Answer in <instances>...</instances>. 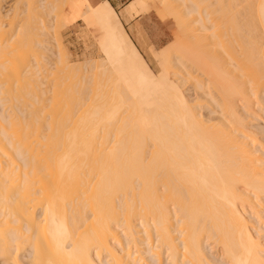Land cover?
Returning <instances> with one entry per match:
<instances>
[{
  "label": "bare ground",
  "instance_id": "bare-ground-1",
  "mask_svg": "<svg viewBox=\"0 0 264 264\" xmlns=\"http://www.w3.org/2000/svg\"><path fill=\"white\" fill-rule=\"evenodd\" d=\"M188 1L189 0L183 1L184 4H187L184 6L189 7L187 10L190 9L188 14L196 12V14L198 13L201 15V17L197 19L190 14L194 20L190 19L189 23L192 25V22H196L197 25V23L200 22L204 33L206 31L208 32L210 29V31H212L211 33H203L202 37L201 33H199L201 27L199 28L198 26V29H192V34L195 37L200 35L202 38H205V40L202 39L203 41L208 44L213 42V44H209L208 46L206 43L203 45L202 42L203 46H199L197 43L195 45L192 39L189 40V38L185 36L187 31H185V34L183 33V39L182 32H180L181 27H179L180 31L178 32L177 30L176 32L180 33L179 35H181V37L177 35V40L174 44L177 50L176 53L179 55L174 58L170 56L169 59V50L165 51L164 55V52H160L162 53L160 55L157 54V59L161 62L162 70L156 74L152 71L148 61L127 32L118 12L112 4L105 0L93 6L90 4L89 0H83L84 8H81L82 12H80L81 15L79 16L84 20L86 27L93 29V36L95 34L97 38L96 42L103 52L101 58V61L105 63V65H102L104 66L103 68L106 66L108 71L115 75L114 77L117 76L116 79L122 87V89L119 88L116 79H114L118 88H116L117 91H115L116 89L112 90V95L113 91L118 92L119 89L121 90L119 93H122L117 103H111L113 97L109 99L110 101L106 99V97V100H102L100 104L90 105L92 109L96 110L90 111V109L87 115L88 117L86 116L87 118L83 119L81 122L80 120L74 122L75 125H83L84 130L87 129L88 131L89 129L91 132H89V135L87 133L85 134L86 136L84 135V137H82L85 139L82 144L77 142L79 145L73 143L72 146H70V152L65 156V160H61L63 154L60 157L61 167L57 170L63 174L66 173V175H61L59 177L55 176L59 179V182L55 183V185L57 186L58 184L59 186V184H62L59 188L60 191L63 186H67L65 190H63V187L62 191L64 195L66 189H69L68 191H70L71 197L69 194L65 195L66 198H70L69 201L66 200V202L64 199L63 204H61L62 198L65 196L62 197V195H59V193L62 194V191L60 192L57 190L58 187L56 189L54 188L55 185H52L54 183V180H52L53 176L39 175L40 173L38 172L40 169L38 170L39 166L36 165L37 162L35 164L37 168H32V170L29 168L25 176H21L20 174L14 177L8 176L11 175V173L8 172L12 170L14 172V165V167L11 166V170H8V172L7 169H5L3 173L8 174V177L6 176L8 179H5L10 180V183L13 180V184H10L9 181L5 183V179L3 178L5 176H1V173L0 196L3 192L2 188L4 187L3 190L5 191L6 188L4 185L7 183L11 186L10 189L7 188L8 192L11 189V192H14L13 195L12 193H8V196L5 193L6 191L3 192L6 197L2 196L3 198L5 197V199L0 200V203L3 205H0L2 207L1 211L4 212H1L0 215L5 216H3L2 219L8 217L13 218H10L12 221H6L7 223H4L5 226L9 224V227L7 226L8 229H6L7 227L4 229L3 223H0V228L2 227L4 229H0L1 239L5 241L10 239V241L14 243L21 237V248L22 250H26L23 256L30 259V264H146L148 259L146 261V259L142 260L144 257H140L141 252H143L142 250L136 249V252H130V244L133 243L136 248L141 245L138 243V233L140 235L145 233L144 235L147 236V243L144 241V243H146L144 245L147 246L144 247H147L146 252L157 255L156 264H264V246H262L258 239L259 237L257 238L253 234L249 220L250 217L247 215V213L250 212L261 217L262 220L264 219V215L262 214V212L264 213V209L262 210L261 208V202L264 199V164L262 162L263 159L261 160L260 157L261 154H258L264 149H261V147H264V142L263 145L259 144L261 150L255 149L256 140H258L256 137L257 134H250V131H248V122L246 123L243 118L245 112H242V109H244L243 111H246V113L251 109L255 110L257 104L258 106L256 109L258 111H260V109L264 111V0H231V2L229 0V3L219 0L217 5H215V3L210 5L214 7L211 8V11L216 12V14H221L217 15L218 17L214 16L215 19L213 17L212 19L210 17L211 15H209L211 18L210 21H208V17L207 19L205 18L208 16L206 13L211 14L208 12L210 9H206L208 7V4L206 6L207 0H191L192 4L189 3L191 1ZM14 2L15 1H13V3ZM149 2L148 0H132L125 9L124 14L126 12L129 16V13L133 14V12H136L139 15L147 12V10L150 11V9H152V4L150 5ZM181 2L180 0V3ZM31 3H29V6H31ZM203 3H205V5ZM166 8L167 9H164L170 12V16L168 15L169 12L166 13L168 17H171L173 14L179 18L185 19L187 22L189 21V19H186L187 16H184L185 18L181 16V9H176L173 3L169 2ZM205 9L207 10L206 13ZM32 10L33 9L30 11ZM78 11H80V9ZM165 12L166 11H164V13ZM185 12H187L186 9ZM185 12L182 15H184ZM29 14H31V12ZM166 14L163 15L166 17ZM196 14H194V16H198ZM32 17L34 16L32 15ZM173 20L171 19V22L169 21L170 24ZM69 22L71 23L73 21L70 20ZM173 24L174 21L172 26ZM194 24L192 26H194ZM1 26L2 25H0V32L2 29ZM29 27L31 28L30 25ZM31 29L30 33L27 31L28 33L23 35L28 36L25 38L27 39L26 42H28L26 46L29 44L31 45L34 39L32 38L34 35L31 34ZM203 31L201 29V32ZM2 33L0 34V53H3V51L5 52L6 50L4 49L7 48L8 45H11L8 42L10 39L8 41L5 40L7 36L5 32ZM38 34H40V32ZM204 35H208L207 38L209 37V40L215 39V41H219L215 43L213 40H211L212 42H207L208 39ZM202 40L199 38V41ZM5 41L7 42L5 43ZM7 43L8 45H6ZM19 44L21 43L19 42ZM222 46L225 49L227 48V52H223L224 49ZM9 47L10 46H8V48ZM214 47L218 48L214 49ZM10 49H13V47H10ZM17 49L18 47L13 51H6L3 56L4 58L2 57L3 61H1L2 58H0V63H4L0 64V66H2L1 68H3L2 70L0 68V76H2V74L6 76L7 79H5V82L9 84L8 91L14 88L11 87L14 82H18V71L20 73L22 72L18 67H21V65L24 66L21 62H18V64L21 65L17 66V62H15L16 58L12 57L19 52ZM19 49L21 50V46ZM50 49L52 48L50 47ZM219 49L223 50L220 51ZM16 50L17 52H15V54L14 51ZM172 50L171 48L170 51L172 52ZM218 50L222 52L223 55L226 52L227 59L224 57L225 55L221 57L222 54L218 52ZM22 58H24V56ZM182 59L186 61L184 62ZM176 61L180 62L179 64L189 61L194 67H197L196 70L199 69V71H202V77L206 75L207 86L205 84L200 86L201 88H206L205 93L207 95L204 93L206 97L208 96L210 101L218 105L215 116H209L210 118H208V120L203 119L201 117L202 114L196 111L197 105L195 106L184 93L181 84L177 81L178 77L174 75L177 77L175 78L171 75L172 69L170 70V68L174 64H178ZM5 63H7V65H5ZM47 68L49 67L47 66ZM187 68L186 70H188ZM3 70H5V73L1 72ZM193 71H195V69ZM105 73L107 72L105 71ZM49 76H47V78ZM25 78L28 79L29 77ZM23 84L27 87L25 82ZM38 85L39 83L37 86ZM99 85L97 84V86ZM31 87L33 89L36 86ZM19 90L21 91V88ZM37 90L35 88L36 93ZM28 91L26 93H28ZM50 92L53 91L51 90ZM23 93L22 95L26 94ZM19 94L21 96V93ZM31 94L28 93V95ZM116 94L113 96H116ZM16 95H18V92ZM16 95L13 94L12 96L9 95V98L7 97L8 101L10 100L12 103L11 104L9 101V104L12 106L15 105V103H13V98L10 99V97ZM51 95L52 93L50 96ZM21 97L18 95L16 98H18L17 100L19 101ZM34 97L35 96H33V98ZM98 97L96 96L95 98ZM23 98L25 97H22V99ZM36 98L37 97H35V100ZM117 98L116 101L118 100ZM22 99L19 101V104L23 101ZM32 100L34 101V99ZM96 100L98 101V99ZM27 101L29 100L27 99ZM97 101H95V103ZM53 103L52 107H50L56 109L55 103L57 105V101ZM4 104L5 102H3L2 105ZM43 104L44 102L42 100V104L40 105L44 107ZM20 106L21 105L18 107V113L15 112L16 109H14V113H16V115H14L18 117L16 123L18 125L22 124ZM34 106L37 107V105ZM71 106L68 108V111L72 109L73 106ZM82 108L83 107H81L80 114L82 113L81 115L84 116L86 113H83L84 110H82ZM75 109L77 108H74V111ZM86 109L87 108H85V111ZM258 111L256 113H258ZM45 113L47 112L45 111ZM262 113L260 114L262 115ZM37 118L36 116V120ZM61 120L63 123L64 119L61 118ZM67 120L70 121L69 118ZM2 121L5 120L3 119ZM19 121L20 123H18ZM69 121L67 122L69 123ZM13 122L14 121H12V123ZM42 122L40 121V123ZM1 123L3 122H0V124ZM65 124L66 123H64V126ZM19 126L22 127L21 125ZM58 126H60V124H58ZM1 128L3 129H0V131L3 130L5 133V128L2 126ZM52 130L54 129L52 128ZM92 131L96 133L94 134ZM99 131H102V134ZM96 134L99 137L101 136L103 140H106L105 144L104 141L101 140L103 143V146H101V148L103 147L102 149H97L100 147V144H96V146L94 144V142H97L94 140L97 137ZM99 137L96 139H99ZM19 138L21 137L17 139ZM77 138L79 137L77 136ZM29 139H31V136ZM14 141H16V139ZM7 143L8 142H6V144ZM16 144L15 146L18 147ZM9 145L10 144H8V147ZM20 145L22 146L23 144H19V146ZM80 146H82V148H80ZM9 148H11V146ZM77 149H79V151ZM30 150L31 149H29V151ZM73 150L75 152H73ZM263 153L264 152H262V155H264ZM17 155L21 159L23 157V152H19ZM19 157H16V159ZM38 159L40 158L38 157ZM43 162L44 161H42L41 164ZM9 163L13 164V162ZM15 164H17V162H15ZM25 164H27V162H25ZM28 164L31 165V162ZM3 165L5 164L3 163ZM20 165H22V163ZM57 165L58 162L56 166ZM41 166L42 165H40V167ZM2 168H5V166H2ZM18 170L19 169H17V171ZM67 173L70 174L67 175ZM81 173H83L84 176L83 174L81 176ZM86 174L90 175L93 183L90 182L91 179H87L89 176H85ZM93 174H95V176ZM50 175L52 174L50 173ZM92 176H94V178L98 177L96 178V182L93 181ZM1 177L4 180H1ZM48 177L50 178L48 179ZM47 180L53 181L50 186L52 185L51 188L55 191H52V189V192L48 191L49 188L47 185H49V183H46L48 182ZM57 194L59 197H62V200L58 199L61 203H59L58 200L56 201V199L59 198ZM9 195H12V198ZM11 199H14V201ZM64 202H66V204ZM11 204L14 205L11 207ZM39 205L40 209H37ZM56 205H58L57 209ZM87 207H90L88 211L86 210ZM37 210H41V212L38 214ZM64 211L66 213L69 212L68 214L70 215L72 214L70 217L72 221H68L69 215L67 216ZM88 220L90 222H88ZM85 221L89 223H86L89 229L87 226H85V229L81 228L82 226L79 225V223H82V225L83 223L85 224ZM70 222L72 223L70 224ZM73 225L87 230V234L80 229L83 233L85 232L86 235L79 230L82 237H74L75 232L73 233V231L77 229ZM72 226L75 228H73L74 230L71 228ZM118 229L119 231L121 230L122 235L121 232L119 233V231H117ZM6 230L11 233L9 237H5L4 231ZM43 233H45V237ZM144 235L143 237L145 238ZM152 236H154V241L152 240ZM140 238H142V236ZM5 241L3 242L5 243ZM142 241L143 239H140L139 242L142 243ZM208 243L212 245V248L217 252V256L214 255V260L209 253L210 249L207 250ZM22 244L26 245H24L25 248L22 247ZM133 244L131 247H134ZM153 249L160 251L161 255H159L157 250L151 252ZM162 255L164 259L161 258ZM24 257H21V259ZM16 258L17 257L14 259L13 256L15 260L13 261L19 264ZM23 261H21V264H25ZM141 261L146 262L142 263ZM29 262L27 263L29 264ZM147 264L149 263L147 262Z\"/></svg>",
  "mask_w": 264,
  "mask_h": 264
},
{
  "label": "rangeland",
  "instance_id": "rangeland-1",
  "mask_svg": "<svg viewBox=\"0 0 264 264\" xmlns=\"http://www.w3.org/2000/svg\"><path fill=\"white\" fill-rule=\"evenodd\" d=\"M13 1H17L16 3L14 2L13 3ZM0 0V25H2L1 26V32H0V34L2 33V32H5V35H7L6 36V38H5V40H9L8 42H9V44H11V45H8V43L6 44V45H8V46H10L11 48L13 47V49H10V47L8 48V46H7V48H5L4 50H6V51H8V50H14V49H16L17 47H18V49L17 50H19V52L16 54L15 52H17V50L16 51H14V53L16 54V55H13L12 57H15L16 58V61L15 62H17V66L18 65H21V64H23L24 66H26V67H24V66H22L21 65V67L19 66L18 68H19V70L20 71H22L21 73L18 71V73H19V76H18V82L16 83V82H14L13 83V85H11V87H14V88H12L10 91H8L9 90V84H6V82H5V79H7L6 78V76H3V74H2V76H0V78H1V80H0V114H3V115H0V122H3V123H1L0 125L2 126V127H4L5 128V130H6V132H8L9 133V135H8V133H4V131L3 130H1L0 131V135H3V136H0V170L2 171H0V175H1V173H2V175L1 176H5V177H3L4 179L5 178H7L8 176H18L19 174L21 175V176H25L26 175V173H28V169L29 168H31L30 170H32V168H37V166L36 165H38L39 167H38V170H39V172L38 173H40L39 175L40 176H50V177H52V180H54V183H53V181H48V182H46V183H49V185H47V187L49 188L48 189V191H50V192H52V191H55V190H53L52 188H51V186L52 185H55V183H58L59 181V179H57L59 176H61V175H66V173L65 174H63V173H61V172H58V170H59V168L61 167V164H60V161L61 160H65V156L67 155V153L68 152H70V146H72V144L74 143H76L77 145H79V144H82V142H83V140L85 141V139L84 138H82V137H84V135L85 134H87L88 133V135L90 134L89 132H91V130L89 131V129H88V131H87V129H85L84 130V127H83V125L81 126V125H75L74 124V122L75 121H78V120H80V122L83 120V119H85V118H87L88 116V113H89V110L90 111H93V110H96V109H92V107H90V105H96V104H100L101 102H102V100H106V99H111V97H113L111 100H112V102L111 103H117L118 101H119V98H120V96H121V93L122 92H120L119 93V91H121L120 89L118 90V92H115V91H117V89L116 88H121L122 89V87H121V85H119L120 83H118V81H117V76L116 77H114L115 75L113 74V73H111V72H109L108 71V69L106 68V66H105V68H103L104 66H102V65H105V63L104 62H102L101 61V58H102V54H103V52H102V50L100 49V47H99V44L96 42L97 41V38H96V36H95V34H94V36H93V29H90V28H88V27H86V25H85V22H84V20H82V18H81V16H79V15H81V13L80 12H82V10H81V8H84L83 6H84V2H83V0ZM32 3H31V2ZM148 1H150L149 2V4L151 5L152 4V6H151V8L152 9H150V11L149 10H147V12H145V13H143V14H139V15H142V22L141 23H139V25H138V29L140 30V32H142V33H147V34H149L150 36H148V43L145 45L144 44V46H141V48H140V46H138L139 47V49H140V51L142 52V54H143V56L145 57V59L148 61V63H149V66H150V68L152 69V71L154 72V73H156V74H158V72H160L161 70H162V66H161V62H159L160 60H158L157 58V54L158 55H160V54H162L163 52V55L165 54V51H168L169 50V52H170V55H168V57H169V59H170V56L171 57H175V56H177L178 57V53H176V47H175V41L177 40V35H179L180 33H178L179 31H180V28L179 27H181V31L180 32H182L181 34H182V36H183V39H184V35H183V33L185 34V31H187L188 32V34H187V32H186V34H185V36L187 37V38H189V40H191L192 39V42H194L195 43V45H196V43H197V45H199V46H203L206 42L205 41H203L202 39H204L205 40V38H202L203 36V33H204V31H203V28H202V24L200 23V22H198L197 23V25H196V22H192L193 24H194V26H192L191 25V23H189L190 22V19H192V20H194V18L193 17H196L197 19H199L198 17H201V15L200 14H196V12L194 13L193 12V14H192V12L191 13H189L188 14V12H190V9H188L187 10V8H189V7H186V6H184V5H187V4H184L183 3V1L184 0H181L182 2L180 3V0H173V2H172V0L170 1H167V0H148ZM156 1H157V4H156ZM189 1H191V0H189ZM188 1V2H189ZM211 1V2H210ZM229 0H223V2H225V3H229L228 2ZM160 2V3H159ZM165 2V3H164ZM166 2H167V4H169V2H171V3H173V6H176V9L178 8V9H181V12H182V14L185 12V9H186V11L187 12H185V14L184 15H182L181 14V16L182 17H186L187 16V20L189 19V21L187 22L185 19H182V18H179V17H177V16H175V15H171V17H168V15L170 16V12L168 11V10H165V9H167L166 8V6H167V4H166ZM174 2H175V4H174ZM178 2H179V4L181 5H179L178 4ZM185 2H187V1H185ZM206 2V1H205ZM217 2H219V0L217 1V0H207V2H206V6H207V4H208V7L206 8L207 10L208 9H210V10H208V12H210L211 14H209V13H206L207 12V10L205 11V13L208 15V16H206L205 17V15H204V17L207 19V17L209 18L208 19V21H210V19L213 17L214 19H215V17L214 16H217V15H220V14H216V12H213V11H211V8H214L213 6H211L210 4H213V3H215V5H217ZM230 2H231V0H230ZM29 3H31V6H29ZM154 3V4H153ZM159 3V4H158ZM164 5H162V4ZM177 3V4H176ZM182 3H183V5H182ZM190 4H192V1L191 2H189ZM9 4V5H8ZM204 5H205V3H203ZM219 4V3H218ZM14 5V6H13ZM33 5V6H32ZM179 5V6H178ZM210 5V6H209ZM156 6V7H155ZM158 6H159V8H158ZM163 8H161V7ZM182 6H183V8H182ZM189 6V5H188ZM192 6V5H191ZM190 6V7H191ZM205 6V7H206ZM12 7V8H11ZM204 7V8H205ZM210 7V8H209ZM15 8H16V10H15ZM18 8H20V9H18ZM30 8V9H29ZM156 8V9H155ZM165 8V9H164ZM31 9H33L32 11H30ZM80 9V11H78ZM161 9H162V11H161ZM160 10V11H159ZM212 10H215V9H212ZM164 11H166L165 13H164ZM31 12V14H29ZM77 12V13H76ZM169 12V13H168ZM161 13H162V15H161ZM166 13H168V15L166 14ZM204 13V14H205ZM218 13V12H217ZM119 14V13H118ZM163 14H166L167 16L165 17ZM190 14H192L191 16H193V17H191L190 16ZM194 14H196V15H198V16H194ZM3 15V16H2ZM32 15L34 16V17H32ZM134 15H138V13H136V12H133V14L132 13H129V16H134ZM209 15H211L210 17H209ZM6 16V17H5ZM120 16V15H119ZM128 16V17H129ZM36 17V18H35ZM165 17V18H164ZM184 17V18H185ZM189 17V18H188ZM218 17V16H217ZM31 18V19H30ZM33 18H34V20H33ZM38 18V19H37ZM72 18V19H71ZM77 18V19H76ZM121 18V17H120ZM163 18V19H162ZM212 18V19H213ZM164 19H166V20H164ZM169 19V20H168ZM173 20L174 21V24H173V26H172V23H173V21H172V23L170 24V20ZM179 19H181V20H179ZM205 19V20H206ZM37 20V21H36ZM70 20H72L73 22H69ZM122 20V19H121ZM176 20H177V22H176ZM178 20H179V22H178ZM2 21V22H1ZM170 21V22H169ZM176 22V23H175ZM3 23V24H2ZM190 24V25H188V24ZM209 23V22H208ZM65 24V25H64ZM198 24H200V25H198ZM5 25V26H4ZM29 25L31 26V28L29 27ZM40 25V26H39ZM209 25V24H208ZM44 26V27H43ZM47 26V27H46ZM125 26V25H124ZM190 26V27H189ZM198 26H199V33H201V36L200 35H198V37H195L193 34H192V29L193 28H195V29H198ZM38 28V29H37ZM44 28V29H43ZM46 28V29H45ZM126 28V27H125ZM178 28V29H177ZM187 28V29H186ZM30 29H31V34L32 35H34L32 38H34L33 40H32V43H31V45L29 44L28 46H26V44H28V42H26V40L27 39H25L26 37H28V36H23L24 34L26 35V33H28L27 31H29V33H30ZM33 29H34V31H33ZM183 29V30H182ZM201 29H202V31L203 32H201ZM42 30V31H41ZM91 30V31H90ZM127 30V29H126ZM178 30V32H176ZM211 30V29H210ZM210 30H208V32L206 31L204 34H206V33H211L212 31H210ZM7 32V33H6ZM37 32V33H36ZM40 32V34H38ZM128 32V31H127ZM196 32L198 33V31L196 30ZM195 32V33H196ZM129 33V32H128ZM176 33H178V34H176ZM190 33V34H189ZM194 33V34H195ZM198 33V34H199ZM2 34H4V33H2ZM191 34H192V36H191ZM188 35V36H187ZM190 35V36H189ZM89 36V37H88ZM131 36V35H130ZM180 37H181V35H179ZM200 36V37H199ZM205 36V35H204ZM208 36V35H207ZM207 36H205L206 38H207ZM5 37V36H4ZM8 37H10V38H8ZM16 37V38H15ZM185 37V38H186ZM191 37V38H190ZM195 37V38H194ZM132 38V37H131ZM199 38H201V40L202 41H199ZM209 38V37H208ZM207 38V39H208ZM13 39V40H12ZM21 39H22V41H21ZM25 39V40H24ZM44 39H45V41H44ZM52 39V40H51ZM59 40V41H58ZM151 40L152 41H154V45L151 43ZM186 40V39H185ZM184 40V41H185ZM188 40V41H189ZM211 40H213V39H211ZM211 40H207V42H210ZM7 41H5V43L7 42ZM26 43H25V42ZM56 41V42H55ZM134 41V40H133ZM187 41V42H188ZM214 41V43L215 42H218L219 40H217V41H215V39L213 40ZM19 42L21 43V44H19ZM24 42V43H23ZM51 44H50V43ZM191 42V43H192ZM199 42H201V43H199ZM202 42H203V45H202ZM212 42V41H211ZM5 43H4V45H5ZM34 43V44H33ZM44 45H42V44ZM60 43V44H59ZM171 43V44H170ZM193 43V44H194ZM19 44V45H18ZM22 44H24V45H22ZM52 44H53V46H52ZM169 44V45H168ZM193 44H191V45H193ZM206 44H208V43H206ZM210 44V43H209ZM209 44H208V46H209ZM211 44H213V42L211 43ZM210 44V45H211ZM55 45V46H54ZM172 45H174V46H172ZM20 46H21V50L19 49L20 48ZM208 46H207V48H208ZM31 47V48H30ZM42 47V48H41ZM50 47L52 48V49H50ZM174 47H175V49H174ZM44 48V49H43ZM171 48L174 50H172V52L170 51L171 50ZM211 48H212V46H211ZM217 49L218 47H214V49ZM219 48H220V46H219ZM222 48H223V46H222ZM34 49V50H33ZM210 49V48H209ZM213 49V48H212ZM224 49V50H223ZM223 49H219L220 51L221 50H223V52L224 51H226L227 52V48L225 49V48H223ZM30 50V51H29ZM47 50V51H46ZM218 50V52H220ZM5 51V52H6ZM20 51H21V55H20ZM24 51V52H23ZM4 51H3V53L1 52L0 53V55H1V57L0 58H2L5 54ZM55 52V53H54ZM160 52H162V53H160ZM168 52V53H169ZM225 52V53H226ZM13 53V52H12ZM13 53V54H14ZM175 53V54H174ZM221 54H222V52H220ZM224 53V55L222 54L221 55V57H227L226 56V54ZM20 55V57H19V55ZM167 54V53H166ZM173 55V56H172ZM8 56H10V55H8ZM24 56V58H22ZM35 56V57H34ZM48 56V57H47ZM167 56V55H166ZM11 57V56H10ZM39 57V58H38ZM156 57V58H155ZM176 57V58H177ZM4 58V57H3ZM3 58H2V60L1 61H3ZM18 58H20V59H18ZM18 59V60H17ZM34 60V63H33V60ZM41 59H43V60H41ZM64 59V60H63ZM66 59V60H65ZM172 59V58H171ZM227 59V58H226ZM225 59V60H226ZM20 60V61H19ZM37 60V61H36ZM173 60V59H172ZM182 60H184V59H182ZM102 63H101V62ZM186 60H184V62H185ZM18 62H21V64H18ZM44 62V63H43ZM47 62H49V63H47ZM57 62V63H56ZM176 62H178V61H176ZM176 62H174V63H176ZM181 62H183V61H181ZM183 62V64L181 63V64H179L180 62H178V64L176 63V64H174L171 68H170V70L172 71L171 72V75L173 76V77H175V78H177V81H179V83L181 84V87L183 88V91H184V93L187 95V97L189 98V100H191L192 101V103L193 104H195V106L197 105V109H196V111H198L200 114H202V118L203 119H207L208 120V118H210L209 116H215L216 115V111H217V107H218V105H216V103H214V102H212V101H210L209 100V98H208V96L206 97V88L204 87H202L203 88V90H202V88H201V86H202V84H205L206 86H207V77H206V75L204 76V77H202L203 76V73H202V71L200 70L199 71V69L198 70H196V68L197 67H194L189 61L188 62H186V63H184ZM2 64H4L3 62H1ZM0 63V64H1ZM36 63V64H35ZM84 63V64H83ZM92 63V64H91ZM104 63V64H103ZM172 63V62H171ZM193 66H191L190 64ZM35 64V65H34ZM39 64V65H38ZM70 64V65H69ZM86 64V65H85ZM173 64V63H172ZM5 65H7V63H5ZM28 65V66H27ZM29 65H30V67H29ZM33 65H34V67H33ZM54 65H55V67H54ZM65 65V66H64ZM100 65V66H99ZM178 65V66H177ZM180 65H181V67H180ZM38 66V67H37ZM43 66H45V67H43ZM47 66L49 67V68H47ZM175 66H177V67H175ZM184 66H185V68H184ZM2 66H0V68H1ZM23 67V68H22ZM43 67V68H42ZM51 67V68H50ZM64 67H65V69H64ZM68 67V68H67ZM73 67V68H72ZM188 67V68H187ZM41 68V69H40ZM47 68V69H46ZM186 68L188 69V70H186ZM191 68V69H190ZM195 69V71H193L194 69ZM3 68H1V70H2ZM38 69V70H37ZM52 69V70H51ZM178 69V70H177ZM193 69V70H192ZM34 70V71H33ZM36 70V71H35ZM103 70H104V72H103ZM187 72H186V71ZM4 71V72H3ZM3 71H1L2 73H5V70H3ZM30 71V72H29ZM39 71V72H38ZM105 71L107 72V73H105ZM179 71V72H178ZM199 71V72H198ZM70 72V73H69ZM176 72V73H175ZM26 73V74H25ZM46 75H45V74ZM58 73H59V75H58ZM71 73H72V75H71ZM103 73H105V74H103ZM109 73H110V75H109ZM173 73V74H172ZM192 73H193V75H192ZM195 73V74H194ZM1 74V73H0ZM25 74V75H24ZM34 74V75H33ZM36 74V75H35ZM41 76H40V75ZM55 74V75H54ZM62 74V75H61ZM95 74H96V76H95ZM98 74V75H97ZM113 76H112V75ZM24 75V76H23ZM50 75V76H49ZM174 75H176V76H174ZM36 76V77H35ZM47 76H49L48 78H47ZM111 76V77H110ZM191 76H193V77H191ZM24 77V78H23ZM25 77H29L28 79L27 78H25ZM32 77V78H31ZM58 77V78H57ZM73 77V78H72ZM86 77H88V78H86ZM180 77V78H179ZM182 77V78H181ZM189 77V78H188ZM198 77V78H197ZM31 78V79H30ZM44 78V79H43ZM66 78V79H65ZM206 80H205V79ZM22 79V80H21ZM27 79V80H26ZM35 79V80H34ZM113 79V80H112ZM114 79H116V81H117V84L119 85H117L116 84V81L114 80ZM180 79V80H179ZM199 79V80H198ZM201 79V80H200ZM3 80V81H2ZM26 80V81H25ZM91 80V81H90ZM96 81V83H95V81ZM3 83H2V82ZM45 81V82H44ZM50 81V82H49ZM53 81V82H52ZM64 81V82H63ZM69 81V82H68ZM80 81H81V83H80ZM87 81V82H86ZM200 83H199V82ZM8 82V81H7ZM26 83V85H27V87L26 86H24V84L23 83ZM43 82V83H42ZM52 82V83H51ZM74 82V83H73ZM84 82H86V83H84ZM93 82V83H92ZM112 82H114V83H112ZM39 83V88H38V86H37V84ZM55 83V84H54ZM77 83V84H76ZM80 83V84H79ZM109 83V84H108ZM110 83H112V84H110ZM6 84V85H5ZM51 84V85H50ZM53 84V85H52ZM97 84L99 85V86H97ZM102 84V85H101ZM16 87H15V86ZM23 85V86H22ZM48 85V86H47ZM61 85V86H60ZM66 85V86H65ZM111 87H110V86ZM201 85V86H200ZM2 86H3V88H2ZM18 86V87H17ZM19 86H20V88H21V91L19 90L20 88H19ZM31 86H36V87H34L33 89H32V87ZM50 86V87H49ZM59 86V87H58ZM63 86H64V88H63ZM91 88H90V87ZM118 86V87H117ZM47 87H49V88H47ZM25 88H27V89H25ZM30 88H31V91H30ZM35 88H36V90H37V93H36V91H35ZM43 88H45V89H43ZM70 88V89H69ZM85 88V89H84ZM96 88V89H95ZM112 88V89H111ZM25 89V90H24ZM64 89V90H63ZM100 89V90H99ZM115 90V91H113V95H115L116 93H118V94H116V96L118 97H116V96H113L112 95V90ZM199 89H201V90H199ZM3 90V91H2ZM28 91V93H32L31 95H28V93H26L27 91ZM33 90H34V92H33ZM40 90V91H39ZM53 91V92H50V91ZM59 90H60V92H59ZM67 90H68V92H67ZM94 90H95V92H94ZM99 92H98V91ZM110 90V91H109ZM43 91V92H42ZM64 91V92H63ZM88 91H90V92H88ZM102 91V92H101ZM103 91H105V92H103ZM202 91H203V93H202ZM17 92H18V95H19V97H25V98H23L22 99V97H21V99L23 100V101H21V104H19L20 102V100L18 101L17 99L18 98H16V97H18V95H16L17 94ZM26 93V94H24V93ZM61 92H63V93H61ZM108 92V93H107ZM6 95H5V94ZM14 95H16V96H14V97H10V99H12L13 100V103H15V105H10L9 104V101H8V96L10 95V96H12L13 94ZM19 93H21V96H20V94ZM22 93L24 94V95H22ZM52 93V95L50 96V94ZM66 93V94H65ZM90 93V94H89ZM93 93V94H92ZM97 93V94H96ZM101 93V94H100ZM115 93V94H114ZM206 95H205V94ZM12 94V95H11ZM35 94V95H34ZM38 94V95H37ZM65 94V95H64ZM96 94V95H95ZM100 94V95H99ZM203 94H204V96H203ZM45 95V96H44ZM46 95H48V96H46ZM76 95V96H75ZM95 95V96H94ZM106 95V96H105ZM32 96V97H31ZM33 96H35V97H37L36 98V100H35V97L33 98ZM44 96V97H43ZM98 97V98H95V97ZM8 97V98H7ZM29 97V98H28ZM49 97V98H48ZM61 97V98H60ZM71 97V98H70ZM107 97V98H106ZM2 98V99H1ZM31 98V99H30ZM43 98V99H42ZM52 98V99H51ZM63 98H65V99H63ZM70 100H69V99ZM89 98V99H88ZM102 98H104V99H102ZM106 98V99H105ZM116 98L118 99L117 101H116ZM208 98V99H207ZM254 98V97H253ZM27 99L29 100V101H27ZM32 99H34V101L32 100ZM38 99V100H37ZM62 99V100H61ZM81 99V100H80ZM96 99H98V101L96 100ZM114 99H115V101H114ZM41 100V101H40ZM42 100H43V102H44V104H43V106L44 107H42V105H40V104H42ZM46 100V101H45ZM65 100V101H64ZM67 100V101H66ZM94 100V101H93ZM99 100H100V102H99ZM5 102V106L4 105H2L3 104V102ZM7 101H8V103H7ZM33 101V102H32ZM55 101H57V105H56V103H55V107H56V109H52L51 107H52V105L54 104L53 102H55ZM95 101H97L96 103H95ZM110 101V100H109ZM108 101V102H109ZM24 102V103H23ZM38 102V103H37ZM63 102H64V105H63ZM80 102H81V104H80ZM94 102V103H93ZM105 102V101H104ZM195 102V103H194ZM6 103H7V105H6ZM10 103H11V101H10ZM23 103V104H22ZM31 103H33V104H31ZM35 103V104H34ZM37 103V104H36ZM40 103V104H39ZM77 103H78V105H77ZM107 103V102H106ZM207 103V104H206ZM12 104V103H11ZM66 104V105H65ZM9 105H10V107H9ZM18 105V106H17ZM19 105H21L20 106V110H21V123L22 124H19V125H21L22 127H20L18 124H16L17 123V119H18V117H16L15 115H16V113H14V109H16L15 110V112H17L18 113V107H19ZM22 105H24V106H22ZM31 105H37V107H35V109H34V107L33 106H31ZM47 105V106H46ZM73 107H72V106ZM200 105V106H199ZM40 106V107H39ZM51 106V107H50ZM72 107V109H69V111H68V108L69 107ZM86 106V107H85ZM258 106V104L255 106V110H257L256 109V107ZM8 107V108H7ZM12 107V108H11ZM23 107V108H22ZM43 109H42V108ZM54 107V106H53ZM54 107V108H55ZM62 107V108H61ZM81 107H83L82 108V110H84V116H82L81 114H80V111H81ZM90 107V108H89ZM11 108V109H10ZM30 108V109H29ZM39 108V109H38ZM49 108V109H48ZM74 108H77V109H75V111H74ZM85 108H87L86 109V111H85ZM13 109V110H12ZM27 109V110H26ZM29 109V110H28ZM34 109V110H33ZM61 109V110H60ZM213 109V110H212ZM23 110V111H22ZM31 110V111H30ZM88 110V111H87ZM215 110V111H214ZM244 109H242V112H245L244 114H243V118H244V121H246V123L248 122V125H249V129H248V131H250V134L252 133H254V134H257V139L258 140H256L257 142H256V146L257 147H259V148H257L256 146H255V149H258V150H261V149H263L264 147H261V149H260V145H263V142H264V132H261V131H264V116H262V115H264V111H262L261 109H260V111H258V113H256L257 111H255V110H253V109H251V110H249V111H247V113H246V111H243ZM39 111V112H38ZM45 111L47 112V113H45ZM53 111V112H52ZM254 111H255V113H254ZM27 112V113H26ZM44 112V113H43ZM78 112V113H77ZM252 112V113H251ZM263 112V113H262ZM5 113V114H4ZM9 113H10V115H9ZM33 113V114H32ZM63 113V114H62ZM68 113V114H67ZM260 113H262V115L260 114ZM15 114V115H14ZM46 114V115H45ZM55 115V116H53V115ZM70 114H71V116H70ZM74 114H75V116H74ZM80 115V117H79V115ZM261 116H260V115ZM29 115V116H28ZM49 115V116H48ZM73 115V116H72ZM77 115H78V117H77ZM246 115V116H245ZM259 115V116H258ZM3 116V117H2ZM7 118V120H6V118ZM14 116H15V118H14ZM28 118H27V117ZM34 116V117H33ZM36 116L38 117L37 118V120H36ZM47 116V117H46ZM54 117V118H52V117ZM64 116V117H63ZM82 116V117H81ZM87 116V117H86ZM57 117V118H56ZM66 117V118H65ZM77 117V118H76ZM255 119H254V118ZM263 117V118H262ZM5 120V121H2L3 119ZM11 118H12V120H11ZM56 118V119H55ZM61 118L62 119H64L63 120V123H62V120H61ZM70 119V121L69 120H67V119ZM71 118H72V120H71ZM80 118H82V119H80ZM98 118V117H97ZM213 118V117H212ZM262 118V119H261ZM33 119V120H32ZM43 119H45V120H43ZM52 119H54V120H52ZM75 119V120H74ZM23 120V121H22ZM26 120V121H25ZM31 120V121H30ZM56 120V121H55ZM58 120V121H57ZM8 121H9V123H8ZM11 121V122H10ZM12 121H14L13 123H12ZM34 123H33V122ZM39 121V122H38ZM40 121L42 122V123H40ZM50 121V122H49ZM55 122V125H54V122ZM67 121H69V123L67 122ZM6 122V123H5ZM30 122H32V123H30ZM47 122V123H46ZM56 122H58V123H56ZM5 123V124H4ZM12 123V124H11ZM18 123H20V121L18 122ZM27 123V124H26ZM52 123V124H51ZM62 123V124H61ZM64 123H66L65 124V126H64ZM8 124V125H7ZM14 124V125H13ZM16 124V125H15ZM24 124V125H23ZM40 124V125H39ZM43 124V125H42ZM46 126H45V125ZM58 124H60V126H58ZM71 124V125H70ZM5 125H7V126H5ZM12 125V126H11ZM36 125V126H35ZM63 125V126H62ZM69 125V126H68ZM73 125V126H72ZM254 125V126H253ZM1 126H0V129H3V128H1ZM11 126V127H10ZM46 127V128H44V127ZM42 127V128H41ZM64 127V128H63ZM71 127V128H70ZM74 127V128H73ZM251 127V128H250ZM21 128V129H20ZM52 128L54 129V130H52ZM68 128V129H67ZM73 128V129H72ZM86 128V127H85ZM93 128V127H92ZM101 128V127H100ZM25 129V130H24ZM58 129V130H57ZM66 129V130H65ZM75 129V130H74ZM253 129V130H252ZM258 132H257V131ZM19 131H20V133H19ZM79 131V132H78ZM26 132V133H25ZM85 132V133H84ZM93 132V131H92ZM100 133L102 132V131H99ZM4 133V134H3ZM12 133H13V135H12ZM94 133V132H93ZM92 133V134H93ZM96 133V132H95ZM94 133V134H95ZM98 134V135H101V134ZM11 134V135H10ZM17 134V135H16ZM23 134V135H22ZM96 134V135H97ZM104 134V133H103ZM251 134V135H252ZM16 135V136H15ZM18 135H20V136H18ZM79 137V138H77V136ZM83 135V136H82ZM87 135V136H88ZM97 135V137L96 138H98L99 136ZM6 136V137H5ZM23 136V137H22ZM25 136V137H24ZM28 136V137H27ZM31 136V139H29V137ZM86 136V135H85ZM1 137H2V139H1ZM8 137V138H7ZM18 137H21V138H19V139H17ZM75 137V138H74ZM5 138V139H4ZM13 138V139H12ZM95 138V137H94ZM94 139V140H96L97 142H99V143H95L94 142V144H95V146H96V144H100V147H98L97 149H102L101 148V146H103V143L101 142V140L102 141H104V144L106 143V140H103L102 139V137L100 136L99 137V139ZM4 139V140H3ZM16 139V141H14ZM28 139V140H27ZM77 139H79V140H77ZM3 140V141H2ZM7 140V141H6ZM77 140V141H76ZM93 140V141H94ZM20 141H22V142H20ZM29 141V142H28ZM6 142H8L7 144H6ZM13 142H14V144H13ZM18 142H19V144H25L24 146L22 145H20L19 146V144H18ZM69 142H70V145H69ZM77 142H79V144L77 143ZM11 143H12V145H11ZM17 143V144H16ZM101 143H102V145H101ZM8 144H10L9 145V147L11 146V148H9L8 147ZM15 144L16 145H18V147L17 146H15ZM68 144V145H67ZM260 144V145H259ZM14 145V146H13ZM67 145V146H66ZM77 145H75V146H77ZM85 145V144H84ZM7 146V147H6ZM27 146V147H26ZM83 146V145H82ZM82 146H80V148H82ZM98 146V145H97ZM264 146V145H263ZM19 147H20V149H19ZM78 147V146H77ZM24 148V149H23ZM32 148H33V150H32ZM63 148H64V150H63ZM67 148V149H66ZM74 148V147H73ZM13 149V150H12ZM29 149H31L30 151H29ZM72 149V148H71ZM20 152V153H22L23 152V157L20 159V157L17 155V153H19L18 151ZM25 150V151H24ZM49 152H48V151ZM67 150V151H66ZM78 151H79V149H77ZM82 150V149H81ZM264 150V149H263ZM263 150H261V152L260 151H258V152H260V153H258L259 155H260V157H261V160H262V162H263V164H264V155H262V152H264ZM7 151V152H6ZM64 151H65V153H64ZM28 152V153H27ZM31 152H33V153H31ZM35 152V153H34ZM73 152H75L74 150H73ZM26 154V155H25ZM34 154V155H33ZM46 154V155H45ZM51 154H52V156H51ZM58 154V155H57ZM63 154V155H62ZM257 154V155H258ZM264 154V153H263ZM11 157H9V156ZM16 155V156H15ZM29 155V156H28ZM33 155V156H32ZM61 155H62V157H61ZM5 156V157H4ZM35 156V157H34ZM45 156V157H44ZM47 156V157H46ZM50 156H51V158H50ZM16 157H19L18 159H16ZM25 157V158H24ZM33 157V158H32ZM36 157H37V160H36ZM38 157L40 158V159H38ZM42 157V158H41ZM53 157H55V158H53ZM59 157V158H58ZM60 157L62 158L61 160H60ZM82 157V156H81ZM259 157V156H258ZM15 158V159H14ZM46 158V159H45ZM57 158H58V160H57ZM9 159V160H8ZM10 159H12V160H10ZM15 161H14V160ZM23 159V160H22ZM44 159V160H43ZM6 160H8L9 162H13V164H11V163H9L8 161H6ZM26 160V161H25ZM36 160V161H35ZM40 160V161H39ZM28 161H30L31 162V165H29L28 163H30V162H28ZM33 161V162H32ZM35 161V162H34ZM42 161H44L42 164H41V162ZM58 162V165L56 166V164H57V162ZM6 162V163H5ZM8 162V163H7ZM15 162H17V164H15ZM25 162H27V164H25ZM36 162H37V164H36ZM56 164H55V163ZM3 163L5 164V165H3ZM22 163V165H20ZM34 163V164H33ZM40 163V164H39ZM47 163H49V164H47ZM9 164H11L10 166L7 165ZM33 164V165H32ZM36 164V165H35ZM53 164V165H52ZM15 167H14V166ZM40 165H42L41 167H40ZM2 166L4 167L5 166V168H2ZM11 166H13L14 168V172H13V170L11 171V172H8V170L10 171L11 169ZM30 166V167H29ZM34 166H36V167H34ZM48 166V167H47ZM51 168H50V167ZM56 166V167H55ZM264 166V165H263ZM24 167V168H23ZM46 167V168H45ZM55 167V168H54ZM9 168V169H8ZM16 168V169H15ZM50 168V169H49ZM4 169V170H3ZM5 169H7V172L8 173H11V175H8L7 173H3V172H5ZM17 169H19L18 171H17ZM49 169V170H48ZM58 169V170H57ZM50 170H52V171H50ZM57 170V171H56ZM15 171H16V173H18V174H16L15 173ZM25 173V174H24ZM44 173H46V174H44ZM50 173L52 174V175H50ZM59 173H60V175H59ZM87 173V172H86ZM5 174V175H4ZM58 174V175H57ZM68 174H70V173H67V175ZM82 174L83 173H81V176H82ZM91 174V173H90ZM96 174V173H95ZM95 174H93L94 176H95ZM8 175V176H7ZM32 175V174H31ZM38 175V176H39ZM73 175V174H72ZM7 176V177H6ZM55 176H58L57 178L55 177ZM83 176H84V174H83ZM85 176H89V177H87V179H91L90 178V175H85ZM94 176H92L93 177V181L94 182H96L97 180H96V178H98V177H96V178H94ZM50 177H48V179L50 178ZM55 177V178H54ZM54 178V179H53ZM4 179H2V177H1V180H4ZM8 179V178H7ZM7 179H5V183L6 182H8L9 181V183H10V180H7ZM10 179V178H9ZM11 179H13V178H11ZM47 179V178H46ZM95 179V180H94ZM7 180V181H6ZM56 180V181H55ZM90 182H92V179H91V181ZM4 183V184H5ZM9 183H7L6 185H4L5 186V191L3 190L4 189V187L2 188V191L3 192H5L6 193V195L8 194V193H12L11 192V190L8 192V190H7V188L8 189H10V184H13V180L11 181V183L9 184ZM51 183H53L51 186H50V184ZM93 183V182H92ZM15 185V184H14ZM62 186V184H59V186H58V184H57V186L55 185L54 186V188H56L57 189V187H58V189L57 190H59L60 191V187ZM13 186V185H12ZM64 187V186H63ZM62 187V188H63ZM62 188H61V191H62ZM65 188H67V186H65L64 188H63V190H65ZM51 189H52V191H51ZM69 190V189H68ZM67 189H66V192L64 193V195H63V191H62V194L61 193H59V195H62V197L63 196H65V195H68L69 194V196H70V191H68ZM1 191V192H2ZM60 191V192H61ZM2 192V195L0 196V200H4L5 199V197H6V195H4V193ZM14 193V192H13ZM13 193H12V195H13ZM49 193V192H48ZM58 193V192H57ZM67 193V194H66ZM12 195H9V196H11V198H12ZM59 195L57 194V196L59 197ZM2 196H5L4 198L2 197ZM8 196V195H7ZM2 197V198H1ZM61 196L59 197V198H57L56 199V201L58 200V199H60V200H62V203H61V201L60 200H58L59 201V203H61V204H63V201H64V199H65V201L66 200H68L69 201V199L70 198H66V196L65 197H63L62 198ZM71 197V196H70ZM10 198V197H9ZM62 198V199H61ZM11 200H13L14 201V199H11ZM67 202V201H66ZM66 202H64L65 204H66ZM57 203V202H56ZM262 204V206L264 207V199L262 200V202H261ZM0 205L1 206H3L1 203H0ZM14 204H11V207L13 206ZM0 206V214H1V212H3V211H1L2 210V207ZM261 206V208H262V210L264 209L263 207ZM57 207H58V205H56V209H57ZM61 208H62V206H61ZM90 207H87V211H88V209H89ZM37 209H40V205L38 206V208ZM42 209V208H41ZM62 210V209H61ZM81 210V209H80ZM38 211V214L41 212V210L39 211V210H37ZM43 211V210H42ZM58 211V210H57ZM59 211H60V209H59ZM87 211H85V212H87ZM9 212V211H8ZM8 212H7V214H8ZM65 212V211H64ZM63 212V213H64ZM4 213V212H3ZM59 213V212H58ZM61 213H62V211H61ZM60 213V214H61ZM66 213V212H65ZM69 213V212H68ZM68 213H66L67 214V216H68V221L70 220V221H72L71 219L72 218H70L71 216H72V214L70 215V214H68ZM88 214V213H87ZM262 214L264 215V213L262 212ZM247 215H249V220H250V225H251V228H252V232H253V234L260 240V242H261V244H262V246H264V219L262 220L261 219V217H259V216H257L256 214H253V213H250V212H248L247 213ZM4 216V215H3ZM3 216L2 215H0V219H2L3 218ZM5 217V216H4ZM9 218V219H8ZM8 218H4V219H2V220H0V223H3V228L5 229L7 226L9 227V224H7V226H5L4 225V223L6 222V221H12V220H10V218H12V217H8ZM8 219V220H7ZM13 219V218H12ZM2 221V222H1ZM88 222H90L89 220H88ZM87 221H85V224L83 223V225H82V223L80 224L79 223V225L80 226H82L81 228H85L86 229V227L85 226H87V228H88V225L87 224H89ZM7 223V222H6ZM5 223V224H6ZM72 222H70V224H71ZM87 223V224H86ZM2 225V224H1ZM74 226V225H73ZM71 227L72 229L74 228V227H76V226H74V227ZM79 226V227H80ZM8 227L6 228V229H8ZM2 228V227H1ZM0 228V229H1ZM2 228V229H3ZM81 228H78V227H76V229L77 230H74L73 231V233L75 232V234H74V237H77L78 238V236L79 237H82L81 235H80V231L81 230H83V229H81ZM1 229V230H2ZM3 229V230H4ZM81 229V230H80ZM89 229V228H88ZM0 230V231H1ZM80 230V231H79ZM83 231H85L86 232V234H87V230H83ZM83 231H81V233H83ZM117 231H119V229L117 230ZM85 232L83 233L84 235H86L85 234ZM88 232H89V230H88ZM121 232V230L119 231V233ZM1 233V232H0ZM4 233H5V237L6 236H10V231L8 232L7 230L6 231H4ZM45 233H47V232H45ZM45 233H43V235H44V237L46 236L45 235ZM153 233V232H152ZM79 234V235H78ZM82 234V235H83ZM139 234V233H138ZM137 234V238H139V240H138V243L139 244H141V245H139V247L138 248H136V246L133 244V246L135 247H131V245L132 244H130V249H131V251H130V249H129V251L132 253L133 251L134 252H136V249L138 250H142L143 252H145V253H143V252H141V255H140V257H144V258H142V260H145L146 259V261H147V259H148V263L149 264H156V258H157V255H154L153 253H151L153 256H154V258H153V256L150 254V252H146L147 251V247L145 248L144 246H147V245H144V244H146L147 243V241L148 240H146V235H144L143 233H142V235H138ZM83 235V236H84ZM121 235H122V232H121ZM143 235L145 236V238L143 237ZM142 236V238H140ZM155 236V235H154ZM154 236H152V240L154 239L153 237ZM43 237V236H42ZM124 237V236H123ZM2 237H1V234H0V264H16V262L14 263V259H15V257H17L16 259L18 260V262L17 263H19V264H21V261H26V262H24L23 261V263H25V264H28L27 262H29L30 261V259L28 258H26V257H24L23 255H25V251L26 250H22V248H21V237L19 238V239H17L14 243H12V241H10V239H8L7 241H5V240H3V239H1ZM47 238V237H46ZM46 238H43V239H46ZM126 238V237H125ZM124 238V239H125ZM140 239H143V241H142V243H140L139 241H140ZM2 240V241H1ZM126 240V239H125ZM155 240V239H154ZM153 240V241H154ZM3 241H5V243L3 242ZM144 241L146 242V243H144ZM8 243V244H7ZM25 245V244H24ZM24 245L22 244V247H24ZM210 244L208 243L207 244V247H208V249L207 250H209V253L212 255H210L211 256V258L214 260L215 258V256H217V252L215 251V249H213L212 248V245H210ZM26 246V245H25ZM142 246V247H141ZM150 246H151V244H150ZM145 249H144V248ZM25 248V247H24ZM142 248V249H141ZM212 248V249H211ZM134 249V250H133ZM22 250V251H21ZM154 250H157V249H153V251H151V252H154ZM23 254H22V253ZM133 252V253H134ZM156 252V251H155ZM157 252L159 253V255H161V253H160V251H158L157 250ZM142 253H143V255H142ZM15 254V255H14ZM10 255H11V257H10ZM215 255V256H214ZM13 256H14V259H13ZM21 257H24V258H22L21 259ZM10 258V259H9ZM161 258H163V255L161 256ZM155 259V260H154ZM164 259V258H163ZM14 260V261H13ZM28 260V261H27ZM106 260V259H105ZM153 260V261H152ZM12 261V262H11ZM146 261H143V262H146ZM150 261V262H149ZM142 262V261H141ZM142 262V263H143ZM147 262H146V264H147ZM218 263V262H217ZM29 264H30V262H29ZM145 264V263H144Z\"/></svg>",
  "mask_w": 264,
  "mask_h": 264
},
{
  "label": "crops",
  "instance_id": "crops-1",
  "mask_svg": "<svg viewBox=\"0 0 264 264\" xmlns=\"http://www.w3.org/2000/svg\"><path fill=\"white\" fill-rule=\"evenodd\" d=\"M105 0H89L90 4L93 6H96L100 3H102ZM112 4V6L116 9V11L119 13L123 24L125 25L127 31L131 35L132 39L134 42L137 44V46H144L148 43V36L149 34L142 33L138 29L139 23H141L142 20V15H134V16H129L128 14L124 11L125 9L129 6L132 0H107ZM151 43L154 45V41L151 40ZM139 48V47H138Z\"/></svg>",
  "mask_w": 264,
  "mask_h": 264
}]
</instances>
